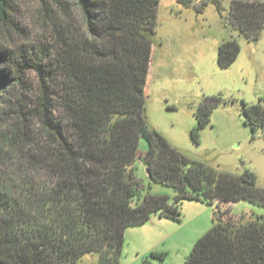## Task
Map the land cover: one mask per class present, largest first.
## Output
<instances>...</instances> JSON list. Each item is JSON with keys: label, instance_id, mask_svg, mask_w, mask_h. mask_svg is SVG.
Listing matches in <instances>:
<instances>
[{"label": "trees", "instance_id": "1", "mask_svg": "<svg viewBox=\"0 0 264 264\" xmlns=\"http://www.w3.org/2000/svg\"><path fill=\"white\" fill-rule=\"evenodd\" d=\"M158 1L54 0L62 14L46 30L48 42L0 43V112L11 120L12 142L30 133L31 144L26 172L0 184V208L9 214L0 224V264H76L88 253L99 254L100 264H116L127 227L151 215L179 220L183 200L219 207L184 264H264V216L220 208L239 200L264 207L255 174L191 160L147 124ZM207 1L219 5L202 4ZM7 8L0 0V25L19 30ZM229 23L246 39L258 38L264 2L232 0ZM238 52L235 39L219 44L218 64L228 66ZM216 103L205 97L197 106L194 137L210 123ZM243 112L252 131L264 127L259 103H243ZM138 160L172 196L144 189L135 174Z\"/></svg>", "mask_w": 264, "mask_h": 264}, {"label": "rangeland", "instance_id": "2", "mask_svg": "<svg viewBox=\"0 0 264 264\" xmlns=\"http://www.w3.org/2000/svg\"><path fill=\"white\" fill-rule=\"evenodd\" d=\"M7 1V11L20 29L0 25V43L16 48L49 41L46 30L62 14L54 0ZM202 1H158L145 86L146 121L187 158L234 174L248 169L264 188V127L252 131L243 112V103H259L264 109V28L258 38L246 39L229 23L232 0H218L219 5ZM228 39L236 40L239 52L231 64L220 66L218 45ZM205 97L217 103L210 123L194 137L195 112ZM9 120L0 112V184L4 185L16 182V173L26 172L31 150L30 133L12 142ZM147 147L141 137L138 152ZM135 174L145 190L173 195L170 187L148 178L139 160ZM218 209L216 202L183 200L179 220L151 215L145 223L127 227L116 264H184L197 239L213 226ZM229 211L245 218L264 216V207L244 200L230 203ZM8 217L0 208V224ZM76 264H100L99 254H85Z\"/></svg>", "mask_w": 264, "mask_h": 264}, {"label": "crops", "instance_id": "3", "mask_svg": "<svg viewBox=\"0 0 264 264\" xmlns=\"http://www.w3.org/2000/svg\"><path fill=\"white\" fill-rule=\"evenodd\" d=\"M222 208H229L230 207V204H227L225 206H221Z\"/></svg>", "mask_w": 264, "mask_h": 264}]
</instances>
